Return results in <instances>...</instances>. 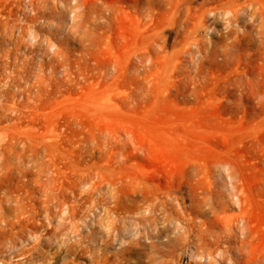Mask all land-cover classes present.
I'll list each match as a JSON object with an SVG mask.
<instances>
[{
    "label": "rangeland",
    "instance_id": "rangeland-1",
    "mask_svg": "<svg viewBox=\"0 0 264 264\" xmlns=\"http://www.w3.org/2000/svg\"><path fill=\"white\" fill-rule=\"evenodd\" d=\"M0 264H264V0H0Z\"/></svg>",
    "mask_w": 264,
    "mask_h": 264
},
{
    "label": "bare ground",
    "instance_id": "bare-ground-1",
    "mask_svg": "<svg viewBox=\"0 0 264 264\" xmlns=\"http://www.w3.org/2000/svg\"><path fill=\"white\" fill-rule=\"evenodd\" d=\"M98 200V199H97ZM96 200V202H98ZM80 211V210H79ZM79 211H77V209H73V211H69V213L67 212L66 213V215L69 217V220L71 221V224L73 225V227H75L76 229H78V225L74 222L75 220H76V218H77V215L79 214ZM96 220V219H95ZM37 226V225H36ZM103 226V225H102ZM37 228H38V226H37ZM72 228V227H71ZM89 228H90V226H89ZM39 229H40V227H39ZM75 230V229H74ZM72 231H73V229H72ZM112 236V235H111ZM108 237V236H107ZM111 238V237H110ZM38 239V238H37ZM36 239V240H37ZM40 239V238H39ZM108 239V238H107ZM104 241H107V240H104ZM104 241H103V244H104ZM37 243H38V240L36 241ZM40 242V241H39ZM31 243V242H30ZM41 243V242H40ZM42 243H43V241H42ZM36 244V243H35ZM34 244V245H35ZM106 244V243H105ZM108 244V243H107ZM31 245V244H30ZM33 245V246H34ZM41 245V244H40ZM28 247V246H27ZM38 247V246H37ZM36 247L34 246V249H35ZM15 250V249H14ZM18 250V249H17ZM31 250H33V247L32 248H27V249H25V247L24 248H21V250L19 249V251L17 252V251H15L14 253L17 255V254H19V252H20V257L21 256H25V254L28 252V251H30L31 252ZM29 252V253H30ZM33 252V251H32ZM38 253H40V252H38ZM11 254H13V251L11 252ZM37 254V253H36ZM36 254H35V256H36ZM41 254V253H40ZM38 255V254H37ZM18 256V255H17ZM29 256H31V255H29ZM35 256H33V257H35ZM41 256V255H40ZM26 260H27V262H30L29 261V257L28 256H26V257H24ZM34 259V258H33ZM31 260V259H30Z\"/></svg>",
    "mask_w": 264,
    "mask_h": 264
}]
</instances>
